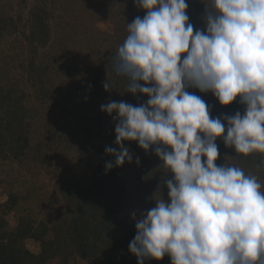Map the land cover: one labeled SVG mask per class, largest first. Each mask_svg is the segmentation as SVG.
<instances>
[{
    "label": "clouds",
    "instance_id": "clouds-1",
    "mask_svg": "<svg viewBox=\"0 0 264 264\" xmlns=\"http://www.w3.org/2000/svg\"><path fill=\"white\" fill-rule=\"evenodd\" d=\"M133 2L146 14L127 24L113 71L127 92L148 100L101 105L118 121V147L105 152L122 166L133 162L122 141L146 152L156 146L172 178L162 180L168 200H155L138 220L132 214L129 250L137 264L166 254L171 264H264V185L241 167L216 164L217 138L237 154H264V0H202L205 30H194L186 0ZM104 88L112 89L108 81ZM189 88L211 92L223 106L239 97L245 111L212 117Z\"/></svg>",
    "mask_w": 264,
    "mask_h": 264
},
{
    "label": "trees",
    "instance_id": "trees-1",
    "mask_svg": "<svg viewBox=\"0 0 264 264\" xmlns=\"http://www.w3.org/2000/svg\"><path fill=\"white\" fill-rule=\"evenodd\" d=\"M67 1H40L27 17V30L20 29L21 16L6 13L0 7V43L6 41V49H0V163L10 160L20 165L25 162L27 166L42 164L46 161L47 155L43 152L47 148H70L84 140L89 147L80 146L76 164L83 162L87 152L94 149L95 169L89 178L75 174L58 177L55 185L62 188L64 206L59 217L52 220L39 221L31 213H24L23 209L18 223L11 228L7 213L18 212L20 199H28L33 193L29 191L22 197L17 191H9L7 200L0 203V212L3 213L0 215V264H137V257L129 250V244L136 235V220L141 213L156 206L155 200L161 197L168 200V189L162 180L171 179L172 174H164L167 171L164 165L156 172L155 165L158 164L153 167L147 161L136 169L135 180L138 183L133 185L134 182L131 183L125 174V163L116 166L115 156L105 152L106 147H118L115 144L118 121H113L112 116L101 111L95 101L88 111L79 108L81 105L78 108L72 105L71 98L78 92L93 98L106 94L108 91L104 84L107 81L112 88L107 102H118L132 96L133 105L138 106L146 103L148 97L127 92L124 77L114 82L116 74H112L109 66H100L97 71L103 78L92 82V63L64 64L63 61L67 60L62 58L66 38L61 35L68 24L65 12L70 6L65 7ZM111 1L105 5L106 10H110V17L119 24L123 15L131 20L134 14V20L146 14L133 0ZM186 11L190 22L197 24L198 20L200 26L197 29L205 30V5L197 3L194 13ZM117 31V36L125 40L128 29L118 27ZM117 51L112 53L114 58ZM53 59L60 65L62 63L61 70H52ZM112 60L108 65L113 63ZM58 72L65 76L61 84L56 82L59 81ZM61 90L64 93H60ZM187 91L199 92L194 88ZM209 94L212 95L211 92ZM85 100L86 97L83 103ZM219 106L217 117L231 116L237 111L243 114L246 108L239 103V97L230 105ZM43 113L48 117L44 118ZM122 143L131 153L132 148L137 147L136 141ZM216 143L220 152L216 161L218 166L225 163L241 167L246 174L256 175L264 185V154L243 156L234 148L226 147L222 138H217ZM109 161L113 167L106 171L105 165ZM127 207L134 211L136 220L124 214ZM29 238L39 242L40 252L26 246L25 240ZM144 264H171V258L167 254L161 260L145 258Z\"/></svg>",
    "mask_w": 264,
    "mask_h": 264
},
{
    "label": "rangeland",
    "instance_id": "rangeland-1",
    "mask_svg": "<svg viewBox=\"0 0 264 264\" xmlns=\"http://www.w3.org/2000/svg\"><path fill=\"white\" fill-rule=\"evenodd\" d=\"M40 1L42 0H0V7L1 10L6 13L21 16L22 21L20 23V29L27 30V17L30 15L33 7L39 4ZM186 2L188 4L187 10H191L192 13L196 10L197 3L205 5L202 0H186ZM109 3H112V1L68 0L65 2V7L67 8L68 5L70 7L67 9L68 12H65L68 24L61 35L62 38H66V46L64 47L65 50L63 51L62 58L67 60L63 62L64 64L75 63L77 65L78 62H82L83 65L85 63V65L92 63V69H90L92 72V82H98L100 78H103L101 73L97 71L100 66L104 68L109 66L110 70L113 72L112 74H114L112 67L113 63L111 65L108 64L109 61L114 58L112 53L114 51L116 52L117 48L124 42L122 36H117V28L119 27L123 30L125 28L128 29L127 24L133 21L132 17L134 14L132 13L131 20L128 16L126 17L123 15V21L119 24L117 20L110 17V10H106L105 5ZM205 3H208V0H205ZM57 14H59V12H57ZM57 20L60 22L59 18ZM127 20L129 21L127 22ZM197 22V24H193L194 30L200 26L198 20ZM4 42L6 43V41ZM4 42L0 43V49H6ZM51 64L53 67L52 70L55 71L57 68L61 70L62 63L60 65L53 59ZM62 72H58L60 76L57 79L59 81L56 82H59V84H61L62 80L65 78L64 74H61ZM120 78L121 77L117 75L113 76L114 82ZM114 84L116 85V83H113V85ZM109 92L108 90L103 96L100 94L95 95V98H93L92 95L88 96L87 93L81 94V92H78L71 98V100H73L72 105H75L76 108L81 105L79 108L88 111L92 102L94 103L95 101L96 104H99V108H101L100 103L101 105L109 103L107 102V97L110 96ZM60 93H64V90H61ZM196 95L200 96L206 104L210 106V115L212 117H217L218 113L216 112L220 106L215 98L209 93L205 94L200 91ZM85 97L87 100L83 103ZM131 97L132 96H127L119 99V101L133 104L134 99ZM43 115L44 118L48 117V114L43 113ZM54 142L56 144V141ZM81 145L83 148L89 147L86 141L81 140L79 144L75 143L70 148L61 147L58 149L53 148L52 150L47 148L46 151L43 152V154L47 155L45 157L46 161L42 164L35 165L33 163L31 166H27L25 162L20 165L10 160L0 163V203L7 200L8 192L12 190L17 191L22 197L28 195L29 191L33 193L28 199H20L19 204L21 206L18 212L9 211L7 213V222L11 228H14L18 223V216L23 214V209H25L24 213H31L33 217L39 221H48L56 216L59 217L60 209L64 206L62 202L64 196L62 188H58V185H55L58 177L61 176V174L62 176L75 174L76 176H88L89 178L95 169V157H92L95 155L94 149H90V153L87 152L86 149L85 152L88 154L85 156L84 161L76 164V153ZM154 147L156 146L150 147L146 152L140 148L137 143V147L132 148L133 162L129 163L125 161L124 171L126 176L130 178L131 183L134 182L133 185L138 183L137 180H135V174L138 172L136 169H140L142 164H145L147 161L152 163L153 167L155 164H158V166L155 165L156 172L159 171L160 166L163 165L161 159L153 151ZM136 157H139V165L135 162ZM149 167L151 169V166ZM55 171L57 172L56 174L54 173ZM133 213L134 211H132L130 207L124 210V214H128L130 217H132ZM2 214L3 213L0 212V215ZM4 214H6V212ZM25 243L30 250L36 253L40 252L41 248L39 242L29 238L25 240Z\"/></svg>",
    "mask_w": 264,
    "mask_h": 264
}]
</instances>
